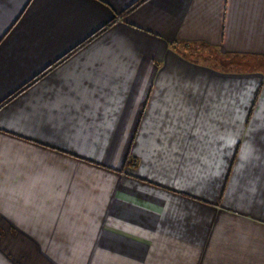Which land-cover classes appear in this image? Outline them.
Returning a JSON list of instances; mask_svg holds the SVG:
<instances>
[{"label": "crops", "instance_id": "0c3cea01", "mask_svg": "<svg viewBox=\"0 0 264 264\" xmlns=\"http://www.w3.org/2000/svg\"><path fill=\"white\" fill-rule=\"evenodd\" d=\"M134 1L0 0V264H264V0Z\"/></svg>", "mask_w": 264, "mask_h": 264}, {"label": "rangeland", "instance_id": "374dc122", "mask_svg": "<svg viewBox=\"0 0 264 264\" xmlns=\"http://www.w3.org/2000/svg\"><path fill=\"white\" fill-rule=\"evenodd\" d=\"M203 54H202V52ZM187 55L189 57H191L193 60L195 61H200L201 63H207L210 65H215V67H219V68H227V69H234V70H243L244 68H247L249 66H245L247 64H245V60L242 58H228L227 56H225L223 53H221L220 51H218L216 48H199L198 50H192L187 53ZM256 64V65H260L264 64V60H259L257 62H252V64ZM257 69V68H256ZM262 71H264V66H261L260 68ZM125 165L131 164L132 160L130 158L129 155H127L125 157ZM124 165V166H125ZM123 166V167H124Z\"/></svg>", "mask_w": 264, "mask_h": 264}, {"label": "trees", "instance_id": "16d2710c", "mask_svg": "<svg viewBox=\"0 0 264 264\" xmlns=\"http://www.w3.org/2000/svg\"><path fill=\"white\" fill-rule=\"evenodd\" d=\"M146 0H135L129 7H127L125 10H123L121 12V15L125 14L126 12H128L130 9H132L134 6L144 2ZM114 20H111L109 23H107L106 25L102 26L101 28L97 29L93 34H91L89 36V38L85 39L83 42H81L80 44L76 45L73 49L69 50L65 55H63L62 57H66L68 55H70L71 53H73L76 49H78L79 47H81L82 45H84L87 41L89 42L90 39H92L93 37H95L96 35H98L99 33H101L105 28H107L108 26L111 25V23Z\"/></svg>", "mask_w": 264, "mask_h": 264}]
</instances>
